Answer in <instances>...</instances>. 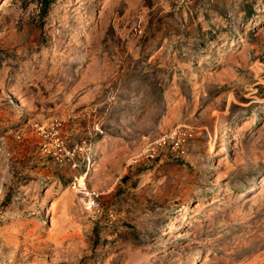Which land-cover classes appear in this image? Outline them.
I'll use <instances>...</instances> for the list:
<instances>
[{
  "label": "rangeland",
  "instance_id": "obj_1",
  "mask_svg": "<svg viewBox=\"0 0 264 264\" xmlns=\"http://www.w3.org/2000/svg\"><path fill=\"white\" fill-rule=\"evenodd\" d=\"M0 264H264V0H0Z\"/></svg>",
  "mask_w": 264,
  "mask_h": 264
},
{
  "label": "bare ground",
  "instance_id": "obj_2",
  "mask_svg": "<svg viewBox=\"0 0 264 264\" xmlns=\"http://www.w3.org/2000/svg\"><path fill=\"white\" fill-rule=\"evenodd\" d=\"M248 123V122H247ZM244 125V124H243Z\"/></svg>",
  "mask_w": 264,
  "mask_h": 264
}]
</instances>
